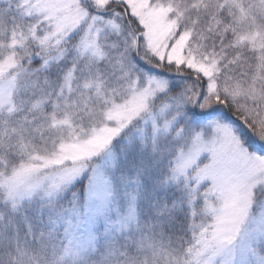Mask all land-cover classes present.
Here are the masks:
<instances>
[{
  "label": "snow or ice",
  "instance_id": "snow-or-ice-1",
  "mask_svg": "<svg viewBox=\"0 0 264 264\" xmlns=\"http://www.w3.org/2000/svg\"><path fill=\"white\" fill-rule=\"evenodd\" d=\"M0 264H264V0H0Z\"/></svg>",
  "mask_w": 264,
  "mask_h": 264
}]
</instances>
